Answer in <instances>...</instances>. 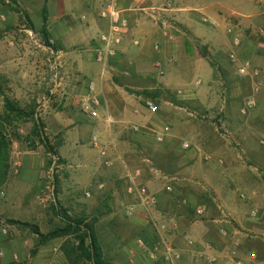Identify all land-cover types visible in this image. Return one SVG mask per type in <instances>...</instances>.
<instances>
[{
  "label": "rangeland",
  "instance_id": "rangeland-1",
  "mask_svg": "<svg viewBox=\"0 0 264 264\" xmlns=\"http://www.w3.org/2000/svg\"><path fill=\"white\" fill-rule=\"evenodd\" d=\"M6 1L0 0L4 16L0 21V116H4L2 94L27 111L34 108V117L42 123L57 156L47 154L33 136L32 120L2 121L11 145L7 178L0 188V264H66L59 252L43 254L41 259L38 250L31 254L36 236L13 223L36 225L46 233L63 225L55 207L93 221L110 264H164L151 261L137 245V239L147 247L155 242L154 217L145 210H137L130 217L125 214L131 199L125 192V169L112 144L128 169L141 171V181L151 191L153 183L185 185L178 186L183 207L179 202L174 205L178 206L177 221L184 219L192 241L187 242L190 249L201 247L196 239L200 226L207 223L216 225L212 228L216 234L227 236V231L238 230L250 264H264V53L259 47L264 42V25L247 32L250 43L246 45V31L232 18L219 22L218 28L202 22L200 13L212 18L204 13L205 6L214 0H196V8L201 10L192 12L196 13L192 18L191 12H177L166 18V26L160 25L171 39L175 38L182 50L180 57H146L142 76L136 75L126 60L116 61L114 70L99 85L93 46H83L86 41L92 44L93 38L85 40L81 33L88 29L90 14L98 10L101 0H93L91 7L86 3L75 15L67 13L64 17L66 45L83 57L58 53L62 47L56 39V9L50 17L48 12V33L50 44L58 50L43 44L39 28L42 9L49 0ZM68 1L72 6L77 0ZM13 6L26 13L33 29L24 16L12 10ZM83 15L85 21L81 20ZM228 24L242 35L241 56L243 48L252 51V56L242 58L251 61L258 77L236 74V65L228 58L230 45L224 32ZM157 62L162 75L155 69ZM196 80L199 86H194ZM90 81L103 89L101 102L106 103L114 120L110 127L104 121L103 109L99 119L81 110L80 99ZM122 88L134 93L136 107L124 108ZM177 90L185 96L173 97ZM248 97L254 98L255 105L242 115L240 110ZM147 100L156 101L159 108L155 116L145 111ZM133 125L139 131L131 130ZM165 126L170 128L169 135L162 142L156 141L153 130ZM93 136L98 137V148L92 146ZM185 143L188 148L183 147ZM100 150L106 155L101 156ZM203 205L206 214L196 217V207ZM216 219L222 222L214 224ZM58 241L60 244L52 249L59 251L65 239ZM234 246L240 249V241V247ZM191 254H183L182 264H198Z\"/></svg>",
  "mask_w": 264,
  "mask_h": 264
},
{
  "label": "crops",
  "instance_id": "crops-1",
  "mask_svg": "<svg viewBox=\"0 0 264 264\" xmlns=\"http://www.w3.org/2000/svg\"><path fill=\"white\" fill-rule=\"evenodd\" d=\"M92 1L93 0H86L85 2L84 0H77L76 3L78 4V6L76 8L78 9L76 8L71 9L74 8L77 4L75 3L72 6H70L68 0H49V2H47V10L49 12V17L52 11H54V9H56L58 14V19L56 23L58 25L59 31L56 36V39L61 43L62 48H59L58 50V53H60V55H63L65 57H69V56L83 57L79 51L73 50V48H70L69 46L66 45L67 42H65L66 39L64 34L68 32V26L64 22V17L67 13H71L75 15L76 10L83 9L85 7L84 4L86 5V3L89 6L93 5ZM160 1L161 0H144L143 4L144 6H149L152 4H157ZM5 2L7 3L6 0ZM198 5L199 4L196 3V0H186V2L184 3V6L186 8L179 12H189V13L191 12V15H189V19H190V17L192 18V14H196V13H192L194 12V10H198V11L201 10L196 8ZM209 5L205 6L206 13L204 12L203 13L210 15V17L218 20V22L220 23H224L226 20L229 21V19L232 18V21L235 23V25H237V27H239L241 30L246 31L245 34H243L244 41H246V45L250 43L247 32L249 30L253 32L254 30L260 28V26L264 25V0H214ZM132 6L133 4L131 3L130 0H126L124 2V7L128 8ZM210 7L211 8L214 7V9H211ZM127 15L129 17L139 16L141 18V24L138 27V29L132 31L127 36V42L125 43V47L121 49L120 53L115 59L116 61L123 63V61L126 60L128 63L131 64L132 66L131 68H133L134 71L136 72L135 74L142 76L141 72L146 70L145 67L146 57L161 58V57L179 56V53L182 50L179 49V47L175 44V38L171 39L167 31L161 29L160 25L155 24L151 19L145 16V14H141L139 12L128 11ZM89 21L90 24L88 29L83 31L81 35L84 36L85 40L87 39L90 40V38H93V42L91 44L90 41L89 42L86 41L85 44H83V46L85 47V45H88V46H93L94 48L95 46L94 40L97 34L101 30L105 29L106 23L105 21L97 17V11L93 12V14H90ZM131 38L137 39L139 41V45L137 46L131 45L129 43V40ZM170 39L173 41L170 42L169 41ZM155 45H158V49H155ZM70 52L71 54H69ZM247 55L252 56V51H246L243 48L242 56H247ZM121 93L123 96L122 105L124 106L125 109L129 107L131 108L136 107V103H135L136 97L134 96V93L126 89L121 90ZM153 171L155 172V170ZM174 179L175 178H170V180L175 181ZM165 186H167V184H165L164 186H158L157 183L152 184L151 188L158 196V204L154 209V211L152 212V214L153 217L157 220L166 219L167 222L171 224H176L177 229L175 231H171L168 237L172 241L173 245H175L177 249L181 250V252L184 254V257H188L189 253H192L190 257L195 256V259L198 262V264H223L225 259L227 258V254L229 253V251L232 249H236L239 257L241 258L243 257L244 264H250L251 261L247 255L248 251L244 249L243 246L244 244L242 241L243 235L236 229L227 231V236H226V235L214 233L212 228H216V225H210L204 223L201 225L202 227L200 226L199 231H201V233H199L196 239L198 242L202 244L201 247L190 249L187 245V242L190 238L188 234V230L185 231L184 228L185 226H183L184 219H182L181 221L178 218L177 221L176 214L178 212L175 209L176 204L174 205L175 202H179V207L180 208L183 207L179 199V196L181 194L180 192L181 189L179 190L178 186L180 187L185 185H179L178 182H173L171 186L168 185L170 186L171 191H166ZM138 215L139 216L143 215V218L147 219L146 214L144 213L142 214L140 213ZM221 222L222 221L218 219L214 220V224H220ZM144 225L145 224H143L142 226ZM222 226L225 225L223 224ZM222 233L224 234V230L222 231ZM239 241L241 247L239 246ZM60 242L61 241H58V239H55L49 242L47 245L41 246L37 252L38 259H41L43 254L44 255L49 254L54 251L55 253L56 252L60 253V251H58V248L52 249V247L57 246L58 244H60ZM234 244L235 245L237 244V246H239L241 250L238 247L236 248ZM251 264H256V262L255 263L253 262Z\"/></svg>",
  "mask_w": 264,
  "mask_h": 264
},
{
  "label": "built area",
  "instance_id": "built-area-1",
  "mask_svg": "<svg viewBox=\"0 0 264 264\" xmlns=\"http://www.w3.org/2000/svg\"><path fill=\"white\" fill-rule=\"evenodd\" d=\"M126 0H101L100 6L97 10V17L105 21L106 26L104 30H101L95 38V46L93 48L94 61L99 67L97 81L99 85L105 81L107 74L114 70L115 59L120 53L121 49L125 47L127 42V36L134 30L138 29L141 24V18L139 16L129 17L128 11L139 12L145 14L155 24L166 26L168 24L166 18L171 17L172 14L184 10L186 7L184 3L186 0H161L157 4L144 6V0H130L133 4L132 7H124ZM198 10H194L197 12ZM201 20L204 23L209 24L214 28L219 27V22L215 19L205 17L202 13ZM81 20L85 21L86 17L81 16ZM0 21H4V16L0 13ZM226 37L228 38L230 51L228 52V58L231 63L236 65V74L240 77H258V70L254 69L249 59L242 58L240 49L242 45V35L235 29L233 25H226L224 28ZM259 33L263 36V31ZM129 43L133 46L139 45L137 39L131 38ZM261 51L264 53V42L259 44ZM155 49H158V45H155ZM155 69L159 75L163 74L161 64L157 62ZM200 81L196 80L194 86H199ZM103 89L98 88L94 81H90L87 87L86 94L80 99L81 110L86 113L92 119L100 118V109L104 111V121L108 127H110L114 120L108 113L106 103L101 102L100 94ZM175 97H184L185 94L181 90L172 93ZM255 105L254 98L248 97L244 101L243 108L240 112L242 115L252 109ZM158 105L155 100L145 101L144 109L152 116H155L158 112ZM131 130L137 132L139 127L136 125L131 126ZM170 128L165 126L161 130H153L155 139L158 142H162L166 136L169 135ZM92 146L94 148L99 147V140L97 136L92 137ZM188 144H183L184 148H188ZM114 153L117 155L118 160L125 169V192L127 197L131 199L130 204L125 207V214L127 216H133L137 210H145L152 213L158 204V196L155 192L151 191L141 181L140 170H130L124 165V161L117 153L114 145L112 144ZM100 155L105 156V151L100 150ZM158 176L161 173L155 171ZM164 178H167L163 176ZM166 191H171L170 186H165ZM88 196V194H86ZM207 212L205 205L198 206L195 209L196 217L204 216ZM148 213V214H149ZM254 214V213H253ZM150 215V214H149ZM153 222L154 232L156 234L155 242L147 247L142 239H137V245L145 252L149 259L153 262H163L164 264H182L183 253L174 247L172 241L168 235L171 231H175L176 224H171L164 220L151 219ZM188 244H192V241H188ZM254 256V255H252ZM223 264H244V261L239 257L236 249H232L227 254Z\"/></svg>",
  "mask_w": 264,
  "mask_h": 264
},
{
  "label": "trees",
  "instance_id": "trees-1",
  "mask_svg": "<svg viewBox=\"0 0 264 264\" xmlns=\"http://www.w3.org/2000/svg\"><path fill=\"white\" fill-rule=\"evenodd\" d=\"M10 2L15 4L14 0H10ZM12 8V10L20 16H24L26 20L29 21V28L33 29L32 23L28 19L26 13H24L17 6H13ZM39 32L42 35L43 44L57 51L58 49L49 42L48 11L46 7H43L42 9ZM172 96L175 97L173 94ZM2 98L4 116H0V188L4 185L7 178L9 170V147L11 145L10 137L4 132V124L2 121H11L12 119H16L18 121L23 119L32 120L33 128L31 133L33 136L37 138L38 143L44 147L47 154L57 156V151L54 147H52L50 141L44 133L42 123L34 117V108H30L27 111L22 108L18 102L11 100L3 94ZM54 183H58L56 176L54 177ZM54 212L63 225L55 227L46 233L41 232L36 225H31L26 222L22 223L13 221V223L18 224L21 227L30 229L32 234L36 236V243L31 254L36 253L41 246L47 245L52 240L62 238L65 239V241L60 245L59 251L64 257L66 264H110L104 256L93 221H88V219L84 216H71L65 209L55 207Z\"/></svg>",
  "mask_w": 264,
  "mask_h": 264
}]
</instances>
